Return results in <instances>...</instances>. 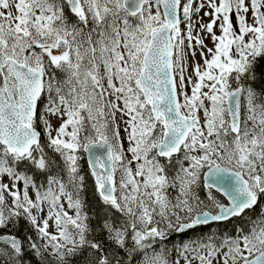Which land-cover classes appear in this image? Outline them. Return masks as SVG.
Segmentation results:
<instances>
[{"label":"snow or ice","instance_id":"snow-or-ice-1","mask_svg":"<svg viewBox=\"0 0 264 264\" xmlns=\"http://www.w3.org/2000/svg\"><path fill=\"white\" fill-rule=\"evenodd\" d=\"M0 264H264V0H0Z\"/></svg>","mask_w":264,"mask_h":264}]
</instances>
